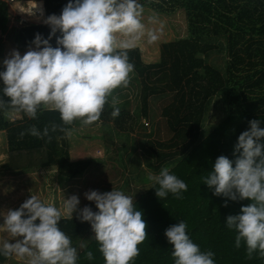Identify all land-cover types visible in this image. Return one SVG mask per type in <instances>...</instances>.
<instances>
[{
	"label": "trees",
	"instance_id": "obj_1",
	"mask_svg": "<svg viewBox=\"0 0 264 264\" xmlns=\"http://www.w3.org/2000/svg\"><path fill=\"white\" fill-rule=\"evenodd\" d=\"M36 1L43 2L46 17L60 15L68 3V0ZM138 2L143 8L167 16L181 11L187 22V34L163 43L158 61L145 62L137 45L128 51V55L129 61L134 64L131 79L140 85V111L135 110L133 116L138 120L140 115L150 118L151 110L155 108L153 104L162 100L161 113L172 132L166 140L154 138L143 142L142 148L149 154L147 157L152 158L149 164L158 174L162 168L168 167L172 174L187 184L188 189L182 192V199L171 193L160 199L154 188L159 186L153 181L147 185L148 179H144L131 185V176L125 179V184L114 188L133 197V203L137 210L142 211L147 222L148 238L138 245L140 255L131 264H174L173 246L168 242L165 230L181 220L186 222L187 234L201 251L214 253L215 264H264V258L258 253H254L251 259L247 258L243 241L240 248H236L238 233L226 226L227 216L240 214L241 207L251 201H233L214 195V187L209 188L203 182V178L213 170L217 157L225 155L235 160L234 146L239 135L250 128L249 121L258 119L260 127L264 128V0ZM9 23L10 6L0 0V61L4 59L5 40L18 51H25L35 46L32 41L37 33L44 39H48L51 33L50 26L44 22H26L21 27H9ZM61 35L57 30L51 36V46H57V37ZM214 51L225 53L221 62H216L212 56ZM3 70L5 66L0 64V71ZM2 89L3 81L0 80V99L8 101ZM214 98H220L223 115L217 125L206 132L204 124ZM117 107L120 114L114 118L110 97L101 116L107 125L110 118L116 122L115 125H106V128L116 135L118 142L109 138L105 140L117 158L119 156L123 160L127 156L129 160V149H134V146L129 147L127 141L122 142L121 129H126L123 122L131 116L120 102ZM8 111L19 112L21 118L7 120L4 114ZM52 124L61 125L69 131L80 122L63 125L58 111L45 108L38 110L35 119L11 106L0 109V130L7 132V152L10 155L7 171L16 175L39 172L42 182L48 185L44 202L56 206L51 197L55 185L75 182L77 176L88 171L91 160H71L67 132L59 128L51 131ZM33 125L41 133L48 127L51 139L28 134L27 130ZM131 129L129 126L128 130ZM22 131L26 134L20 138ZM135 163L141 164V159L134 157ZM121 165L126 166V161L123 160ZM139 176L137 174V180ZM104 190L111 191L113 187H105ZM95 207L92 206V210ZM58 227L70 237L72 246L77 249V264H105L89 222H81L74 212L72 220L62 218ZM82 240L84 247H81ZM88 251L93 252V260L86 258ZM17 262L14 255L5 257L0 254V264Z\"/></svg>",
	"mask_w": 264,
	"mask_h": 264
},
{
	"label": "clouds",
	"instance_id": "obj_2",
	"mask_svg": "<svg viewBox=\"0 0 264 264\" xmlns=\"http://www.w3.org/2000/svg\"><path fill=\"white\" fill-rule=\"evenodd\" d=\"M143 11L138 0H68L60 15L51 14L44 20L51 28L48 39L37 33L32 41L34 48L29 47L23 55L13 50L4 59L0 80L3 95L9 99H0V109L11 106L35 119L38 110L45 108L58 111L63 125L79 121L88 126L99 121L111 97V115L118 117L119 100L113 93L131 81L134 64L129 61L128 51L144 34ZM57 30L62 35L53 47L49 40ZM118 33L129 39L119 40ZM149 37L156 38L152 33ZM260 123L258 119L249 121L250 128L239 135L234 161L220 155L213 170L203 178L209 188L214 187V195L251 201L241 207L240 214L226 218V226L238 233L235 247L240 248L243 241L248 259L254 253L264 258V128ZM58 128L71 135L63 126L51 125L53 132ZM27 133L51 139L48 127L41 133L33 125ZM25 134L22 131L20 138ZM148 179L159 186L154 188L160 199L169 193L182 199V192L188 189L168 167ZM84 195L95 202L98 211L89 206L78 208L77 195L64 200L63 212L53 203L31 195L18 208L2 213L7 238L0 254L27 257L28 264H77V249L58 227L62 218L72 220L75 212L81 222L91 224L105 264H131L140 255L138 245L148 238L147 222L133 197L114 188L103 193L89 190ZM187 227L181 220L165 230L173 246L174 264H215L214 253L201 251L187 234ZM13 239L15 242H10ZM86 258L93 260V252L88 251Z\"/></svg>",
	"mask_w": 264,
	"mask_h": 264
},
{
	"label": "rangeland",
	"instance_id": "obj_3",
	"mask_svg": "<svg viewBox=\"0 0 264 264\" xmlns=\"http://www.w3.org/2000/svg\"><path fill=\"white\" fill-rule=\"evenodd\" d=\"M10 6V23L9 27L19 26L26 22L42 23L46 19L43 2L34 0H16L8 2ZM37 6L34 9V6ZM142 23L144 24V34L134 42V46H139L142 50V56L145 62H156L160 59V51L162 44L171 40H174L178 36H184L187 34V22L183 12L179 11L174 15L167 16L160 14L150 8H144L142 14ZM149 33L155 35V39L152 40L149 37ZM119 40H127L129 37L123 34H117ZM34 48L35 46H30ZM19 51L23 55L26 51ZM17 50L9 41L5 40L4 47V59L9 58L11 52ZM18 51V50H17ZM227 53V52H226ZM225 53L214 51L213 57L216 62L223 60ZM0 64H3V61ZM140 85L136 82L130 81L127 87L114 90L113 95L119 100L121 105L130 112L131 118L128 121L123 122L126 129H121L122 142L127 141V145L130 147L131 158L128 160L127 156L124 157L126 166H122L123 160L117 158L115 154L111 152V147L107 144L105 138L115 139L118 142L116 135L111 134L107 130V126L115 125L113 118H110L108 125L105 123L104 118L101 116L99 121L94 122L88 126H82L81 124H75L72 129L69 130L71 135L68 136L69 152L71 160H91V164L88 171L84 175L77 176L75 182L71 181L65 185H55V189L51 197L62 212L64 200L77 195L79 198L78 208L84 206H96L94 201L86 199L84 193L89 190H98L101 193L106 192L105 187L116 188L125 184V179L130 178V184L134 185L135 181L140 182L146 180L150 175H158L155 169L149 164L152 160L151 157H147V152L144 151L143 142L150 139L166 140L171 135L166 119L162 116V100L156 101L153 104L155 107L151 110V117L145 118L140 115V119H136L133 116L135 110L140 111V99L138 91ZM123 95V96H122ZM220 98H214L212 108L208 112L205 120L206 132L214 128L223 115V105ZM169 102V101H168ZM140 114V112H139ZM5 118L10 121H15L21 118V114L16 111H8ZM135 121H133V118ZM107 125V126H106ZM131 126V131L128 127ZM127 133H123L126 131ZM129 131V132H128ZM205 132V133H206ZM8 141L7 132L0 130V246L3 240L6 239L7 233L3 231L2 224L4 218L2 213L8 209L18 208L27 198L31 195H36L42 201H45V197L48 194V185L43 183L39 172L31 171L24 172L22 174H14L6 169V164L10 158L8 154ZM141 159V164H133V158ZM141 165V166H140ZM142 172V173H140ZM137 174L140 176L137 180ZM151 180L148 179L147 185L151 184ZM117 187V188H118ZM93 210H97L95 207ZM95 212V211H94ZM10 242H15V239ZM83 244V240L81 241ZM18 260L17 264H28L27 257H19L14 255Z\"/></svg>",
	"mask_w": 264,
	"mask_h": 264
},
{
	"label": "built area",
	"instance_id": "obj_4",
	"mask_svg": "<svg viewBox=\"0 0 264 264\" xmlns=\"http://www.w3.org/2000/svg\"><path fill=\"white\" fill-rule=\"evenodd\" d=\"M6 2H13V1H16V0H4Z\"/></svg>",
	"mask_w": 264,
	"mask_h": 264
},
{
	"label": "bare ground",
	"instance_id": "obj_5",
	"mask_svg": "<svg viewBox=\"0 0 264 264\" xmlns=\"http://www.w3.org/2000/svg\"><path fill=\"white\" fill-rule=\"evenodd\" d=\"M207 138V137H206ZM168 144V143H167ZM137 200V199H136Z\"/></svg>",
	"mask_w": 264,
	"mask_h": 264
}]
</instances>
